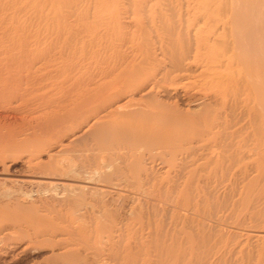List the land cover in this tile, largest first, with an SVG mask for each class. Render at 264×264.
Instances as JSON below:
<instances>
[{
  "label": "bare ground",
  "instance_id": "obj_1",
  "mask_svg": "<svg viewBox=\"0 0 264 264\" xmlns=\"http://www.w3.org/2000/svg\"><path fill=\"white\" fill-rule=\"evenodd\" d=\"M0 264H264V0H0Z\"/></svg>",
  "mask_w": 264,
  "mask_h": 264
},
{
  "label": "rangeland",
  "instance_id": "obj_2",
  "mask_svg": "<svg viewBox=\"0 0 264 264\" xmlns=\"http://www.w3.org/2000/svg\"><path fill=\"white\" fill-rule=\"evenodd\" d=\"M21 168H22V166H21V164L19 163V165H18V169H21ZM44 256H45V254L41 253L40 255L37 256V258L34 259L35 262L42 261Z\"/></svg>",
  "mask_w": 264,
  "mask_h": 264
}]
</instances>
